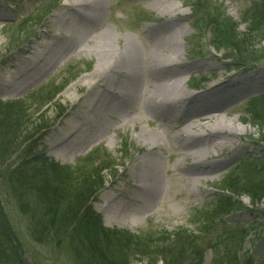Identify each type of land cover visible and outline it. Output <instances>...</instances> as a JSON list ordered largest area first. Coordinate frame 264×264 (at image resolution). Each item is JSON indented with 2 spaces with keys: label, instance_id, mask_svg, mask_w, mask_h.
<instances>
[{
  "label": "rangeland",
  "instance_id": "1",
  "mask_svg": "<svg viewBox=\"0 0 264 264\" xmlns=\"http://www.w3.org/2000/svg\"><path fill=\"white\" fill-rule=\"evenodd\" d=\"M107 1L104 14H108L106 20L108 27L116 34L122 33L134 37L139 45L142 42L139 31L146 28H161L168 23L176 25L173 29L175 41L184 48L180 54V61L187 66L195 64L205 66L192 69L181 76L185 79L186 90H192L196 83L199 87H207L223 81L236 84L238 87L247 83L244 90L235 93L238 95L235 96L232 104L225 103L207 108L223 109L219 112L227 116V121L236 118L235 125L247 130L243 131L240 137L228 138L229 144L220 152V157L203 159L202 164L205 165L219 161H223L225 165L217 172L201 176L196 182L179 175L175 170V163L178 161L183 168H190L196 160L191 155L186 157L179 155L176 145L167 137L168 134L166 137L164 135L162 144L148 154L149 143L152 141L151 138L142 135L140 130L142 128L162 130V128L148 125L146 120L141 123L127 121L123 126L108 127L100 138L86 140L83 146L67 153L74 142L68 147H65V144L59 145L60 138L54 135L58 130L69 127L75 113L84 117L89 115L85 113L87 110L85 104L91 81L82 78L93 70L96 60L91 55L81 54L67 58L43 78L32 82L17 79L18 67L23 62L24 64L28 62L31 48L38 44L49 46L53 40L48 36L61 34L55 23V17L66 0H0V6L5 8L0 12V15L4 16L0 18V102H21V114L24 113V119L29 118V123L26 125L29 137L11 153L6 165L16 167L26 159L46 157L45 159L49 161L47 164H50L48 170L51 171L54 164L63 167L62 170L71 183L75 178L88 173L89 169L93 168L90 171L95 173L106 166L107 169H104L99 177L100 180H104V184L91 200V207L101 217L103 225L109 229L128 231L144 241L150 240L158 244L157 247L164 244V249H160L162 251L152 248V257L136 254L131 264H166V259L172 258L171 255L175 254L173 250L175 245L171 244L170 240H173L177 232H182V236H197L201 250L199 254H187L180 264H215L220 252L218 247L221 246L222 249L226 246L233 247L235 244L234 239H227L228 232L237 237V233L243 229L247 231L244 233L247 237L243 242V251L251 252L255 258L262 256L264 236L258 243L255 240L264 227L263 200L258 204H252L248 196H233L222 189L225 188V179L234 174L235 167L241 161L249 158L264 161V140L259 142L263 139L264 130L258 125H253L256 120L248 112L250 100L264 92V58L259 63L250 62L254 64L237 68L234 57H226L229 50H221L213 45L214 32L200 19L201 14L193 11L197 8L194 4L199 0H167L166 6L170 7L173 4L176 6L166 13L151 6L150 2L154 0ZM200 1L206 3L207 8L212 10L213 16L219 11L233 21L236 25L235 37L240 36V38L244 37V32L251 23L250 12L256 5L264 4V0ZM181 18L185 19L180 23L182 26L178 24ZM180 30H184L185 33L180 34ZM245 35L255 53L264 50V40L248 37L247 33ZM166 54L173 58L177 56L170 52ZM197 78L199 80L194 83ZM229 87L230 85L224 88ZM105 88L118 91L119 85H105ZM58 90L62 91L49 100ZM112 121L113 118L110 116L108 122L115 125L116 121L113 123ZM183 121L184 117H181L174 123L180 124ZM144 157L160 160L166 166L161 170L164 190L162 195L159 193L157 196L160 200L154 207L139 208L140 210L133 215L129 212L132 210L128 209L129 211L124 212L119 218H110V208L107 210L102 205L103 197L106 195H118L121 201L134 202L136 206L141 205L136 199L134 188L135 185L140 184V181L132 170ZM172 175L181 181H175ZM253 179L258 181L260 177L254 175ZM149 181H152L151 178ZM230 196L241 202L240 209L231 213H222L223 208L218 204L226 205ZM29 206L31 208V205ZM144 209L149 211L144 212ZM30 215L20 209L0 176V222H6V225L17 233L12 245L21 244L23 255L31 264H76L68 253L71 243H64L58 247L45 245L34 239L33 228L29 225ZM161 240L166 242L160 244ZM230 241L232 243H228Z\"/></svg>",
  "mask_w": 264,
  "mask_h": 264
},
{
  "label": "bare ground",
  "instance_id": "2",
  "mask_svg": "<svg viewBox=\"0 0 264 264\" xmlns=\"http://www.w3.org/2000/svg\"><path fill=\"white\" fill-rule=\"evenodd\" d=\"M166 2L154 0L150 3L166 13L176 6L173 4L168 7ZM107 3V0H66L55 17L61 34L48 36L53 40L49 46L38 44L32 47L28 62L18 67L17 79L32 82L47 76L67 58L81 54L95 58L93 70L82 78L91 81L85 104V113L89 115L84 117L75 113L69 127L54 135L60 138L58 144L68 147L74 142L67 150V153H71L75 148L83 146L86 140L103 136L108 127L123 126L127 121L141 123L146 120L148 125L162 128L140 130L146 138H151L148 154L162 144L164 135L166 137L168 134L167 137L176 145L179 155H191L196 160L190 168H183L179 161L176 162L175 170L179 175L196 182L203 175L221 170L225 165L223 161L205 165L202 164L203 159L220 157V152L229 144L227 139L242 136L247 128H238L235 125L236 118L227 121V116L219 112L223 109H205L203 112L199 108L215 103L220 95L217 87H226L231 83L220 82L208 93L204 92L206 89L193 93L186 90L185 79L181 76L205 66H187L180 61L184 48L175 41L173 29L176 25L168 23L161 28L139 31L142 41L139 45L134 37L116 34L108 27V14L102 11L107 8ZM184 20L181 18L178 24L182 26L180 23ZM183 33L184 30H180V34ZM167 52L177 56L170 57ZM105 85H119V88L118 91H110ZM236 95L229 96L223 104H232ZM198 97L206 100L198 102ZM110 116L113 118L112 123L117 117L115 125L108 122ZM181 117H184V121L175 124ZM165 168L160 160L141 158L132 170L140 181L134 188L136 199L141 205L121 201L118 195H106L102 205L107 210L110 208V218H119L128 209L132 210L129 212L133 215L139 208L154 207L160 200L157 199L158 194L162 195L164 190L161 170ZM178 180L181 181L175 177V181ZM148 211L144 209V212Z\"/></svg>",
  "mask_w": 264,
  "mask_h": 264
},
{
  "label": "trees",
  "instance_id": "3",
  "mask_svg": "<svg viewBox=\"0 0 264 264\" xmlns=\"http://www.w3.org/2000/svg\"><path fill=\"white\" fill-rule=\"evenodd\" d=\"M194 6L197 8L193 11H198L201 14L200 19L214 32L213 45L221 50H229L226 57H234L237 68L249 66L252 62L258 63L264 58V50L255 53L245 38L247 33L248 37L264 40V4L256 5L250 12L251 23L245 30L243 38L235 37L236 25L223 12L217 11L218 13L213 16L212 10L200 0ZM226 57L225 59H229ZM61 91H56L49 100L55 98ZM21 109V102H0V170H2L0 176L20 209L28 215L31 213L29 225L33 228L35 240L58 247L64 243H71L68 253L76 264H131L136 254L152 257L153 247L158 248L157 251L164 249L165 240H161L160 244L163 245L157 247L158 244L150 240L144 241L128 231L106 228L101 217L93 211L91 200L104 184V180H100L99 177L100 173L107 169L106 166L95 173L90 171L93 168L89 169L82 177L75 178L73 183L68 180V176L62 170L63 167L54 164L51 171L48 170L50 164H47L49 161L45 159L46 157L26 159L16 167L7 166L11 153L29 137L26 130L29 118L24 119ZM248 112L256 120L253 125H258L264 130V92L250 100ZM262 138L264 140V136ZM233 173L225 179L223 191H228L233 196L246 195L252 204H258L262 200L264 202L263 160L255 158L243 160L235 167ZM254 175L259 176L260 180H254ZM232 197L227 198L226 205L218 204L223 208L222 213L240 209L241 202ZM262 218L264 219V215ZM246 232L243 229L237 233V237L228 232L227 239H234L235 244L233 247L226 246L232 243L230 241L224 244L226 248L221 249L219 246L220 252L217 258L215 257V264H264V253L255 258L251 252L243 251ZM182 234L177 232L173 240H170L171 244L175 245L173 249L175 254L171 255L172 258L166 259V264H180L187 254L200 253L198 237ZM247 234L249 235V232ZM263 234L264 227L255 242H258ZM16 235L14 229L7 226L6 222H0V264H31L23 255L22 245H12Z\"/></svg>",
  "mask_w": 264,
  "mask_h": 264
}]
</instances>
